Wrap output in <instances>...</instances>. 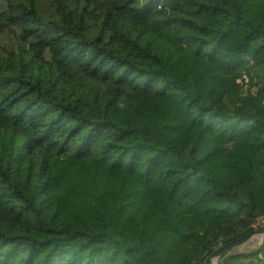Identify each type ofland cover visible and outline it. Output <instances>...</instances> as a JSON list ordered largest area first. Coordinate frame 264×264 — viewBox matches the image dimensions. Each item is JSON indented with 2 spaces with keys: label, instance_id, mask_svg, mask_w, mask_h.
I'll return each instance as SVG.
<instances>
[{
  "label": "trees",
  "instance_id": "1",
  "mask_svg": "<svg viewBox=\"0 0 264 264\" xmlns=\"http://www.w3.org/2000/svg\"><path fill=\"white\" fill-rule=\"evenodd\" d=\"M5 35L0 264H206L264 229V0H0Z\"/></svg>",
  "mask_w": 264,
  "mask_h": 264
},
{
  "label": "water",
  "instance_id": "2",
  "mask_svg": "<svg viewBox=\"0 0 264 264\" xmlns=\"http://www.w3.org/2000/svg\"><path fill=\"white\" fill-rule=\"evenodd\" d=\"M257 235H261L262 236V242H264V229H255L252 232H250L249 234L245 235V236H241L238 237L234 240H231L229 242H227L225 245L221 246L220 248L216 249L211 255H209L206 259V264H218V260L220 259V257L226 253L227 251H229L231 248L239 245V244H243L245 242H248L249 240H251L254 236Z\"/></svg>",
  "mask_w": 264,
  "mask_h": 264
},
{
  "label": "rangeland",
  "instance_id": "3",
  "mask_svg": "<svg viewBox=\"0 0 264 264\" xmlns=\"http://www.w3.org/2000/svg\"><path fill=\"white\" fill-rule=\"evenodd\" d=\"M12 37L10 35H5L4 37L1 38L0 40V46L1 47H7L8 44L12 41ZM260 223H264V218L261 219L259 221ZM257 225V224H256ZM258 227V225L256 226ZM262 236L261 235H257V236H254L251 240H249L248 242H246V246H252V245H256L258 244L259 242L262 241Z\"/></svg>",
  "mask_w": 264,
  "mask_h": 264
},
{
  "label": "built area",
  "instance_id": "4",
  "mask_svg": "<svg viewBox=\"0 0 264 264\" xmlns=\"http://www.w3.org/2000/svg\"><path fill=\"white\" fill-rule=\"evenodd\" d=\"M264 218V216L263 217H260L259 219H258V222L256 223L258 226H264V223H260L259 221L261 220V219H263ZM257 225H255V226H257Z\"/></svg>",
  "mask_w": 264,
  "mask_h": 264
}]
</instances>
